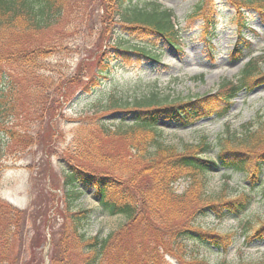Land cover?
<instances>
[{
    "label": "trees",
    "instance_id": "trees-1",
    "mask_svg": "<svg viewBox=\"0 0 264 264\" xmlns=\"http://www.w3.org/2000/svg\"><path fill=\"white\" fill-rule=\"evenodd\" d=\"M158 1L0 0V161L6 147L1 144L3 136L45 152L33 177L40 178V183L33 182L36 192L31 206L21 209L0 198V264H46L48 235L49 264H169V257L179 263L187 237L219 250H227L237 238L235 231L203 230L195 224L200 216L243 217L253 203H264V120L257 130L225 133L216 160L206 157L213 147L206 137L178 148L166 143L158 127L161 118L181 119L183 125L209 113L225 118L241 90L264 82L261 57H250L238 80L224 79L215 93L194 100L161 95L157 87L133 98L111 94L105 103L95 105L93 114L79 120L72 145L59 152L54 122L73 95L71 87L91 92L112 72L114 61L124 65L146 57L158 62L159 56L145 45L125 46V36L113 43L112 36L107 40L103 32L100 47L96 45L95 65L80 61L74 73L60 72L56 77L46 60L70 49L79 25L95 17L105 32L114 22L127 34L179 48V24ZM202 1L187 19L197 15ZM226 1L234 9L238 30L245 28L250 12L264 22V0ZM98 8L102 14H96ZM109 18L113 22L105 24L103 20ZM204 21L207 30L211 17L205 15ZM104 41L108 44L103 48ZM249 46L246 41L239 43L234 57H242ZM118 111L123 114L118 123L103 120L105 114ZM27 114L32 128L27 127ZM128 114H133L132 121H126ZM23 115L20 128L14 122ZM56 153L66 165L60 174L51 168ZM216 167L243 174L249 186L238 185L234 193L231 176L225 174L220 190H210ZM48 177L50 185L42 181ZM181 180L187 187L178 192L176 184ZM49 187H61L63 197ZM89 188L95 189L102 213L122 214L128 223L107 234H89L93 210L76 207ZM256 219L241 224L247 243L264 239V219L259 215ZM242 261L239 264H264V259ZM215 264L230 263L224 259Z\"/></svg>",
    "mask_w": 264,
    "mask_h": 264
},
{
    "label": "rangeland",
    "instance_id": "rangeland-1",
    "mask_svg": "<svg viewBox=\"0 0 264 264\" xmlns=\"http://www.w3.org/2000/svg\"><path fill=\"white\" fill-rule=\"evenodd\" d=\"M158 2L169 8L175 16L180 27L179 31H181V47L169 45L164 41L152 43L137 33L127 34L121 24H114L110 18L103 20L105 24L113 22V24H109L111 26L105 32L101 30V22L95 17V19L86 18L84 23L79 25L78 31L70 39V49L46 60L49 66L54 67L53 74L56 77L60 72L68 76L71 75L77 70L80 61L83 64L95 65L96 45H98L99 37L103 32L107 40H110V35L112 36L111 42L113 41V43L115 39L118 42V36H125V46L145 45L159 56L158 62L146 57L134 59L124 65L118 60L114 61L112 72L103 79L101 86L91 92L83 93L82 89L77 86L71 87L73 95L71 99L64 102L61 116L56 117L54 122L55 128L58 129L59 152L72 145L74 129L80 123L79 120L83 116L93 114L95 105L105 103L111 94L133 98V96H139L157 87L161 95L194 100L215 93L224 79L237 80L249 56L261 57V65L264 70V22L256 13H248L245 28L238 30V25L233 17L234 9L226 0H203L201 9L193 19H187L186 15L193 12L201 0H159ZM99 11L102 14L103 9L98 8L96 14ZM205 15L211 17L212 22V26L209 25L207 30L204 29ZM238 31L242 32L241 35ZM242 41H250L251 45L241 52L243 53L242 58H235V46ZM107 44L108 42L104 41L103 48ZM98 46L100 47V45ZM87 70L89 72L88 68ZM85 72L84 69L81 74H85ZM122 115L120 111L107 113L103 120L109 124L118 123ZM24 117L25 115L21 116L14 124H18ZM132 120L133 114H128L126 121ZM263 120L264 82L252 89H245L238 93L232 100L230 111L225 118L206 115L189 126H182L178 122L162 119L159 127L163 130L166 143L178 148L183 144L193 146L206 137L213 146L212 153L208 154L207 158L214 159L221 147L219 142L221 139L227 138L225 133L229 130L231 133L248 129L250 131L257 130ZM25 121L27 127L32 128V118L28 114ZM22 122L24 125L25 122ZM250 123L251 125H249ZM5 125L6 127L10 126L9 123ZM18 127L21 128V123L18 124ZM261 132L264 135V131ZM3 137L1 144L3 148L6 147L0 161L3 167L0 168V198L22 209L29 208L36 192L33 182L35 180L40 183V178L33 177L37 173L40 158L45 152L38 147L24 144L22 141L15 143L11 142L7 136ZM223 143L225 144V142ZM230 143L231 141H228L227 145ZM51 166L59 174L64 169L65 165L60 153L51 157ZM225 174L231 176V178L229 177L230 184L234 186V193L235 189L238 190V185H241V188L247 186L243 174L232 173L221 168L214 171L210 190H220L224 178H226ZM57 179L61 181L60 178ZM42 181L43 183L48 182L47 185H50L51 179L48 177L47 181L46 179H42ZM176 186L178 191H183L187 187V183L180 181ZM49 189L60 197L64 195L61 187L58 190L56 187H49ZM98 206L93 188L87 189L86 193L76 201V207H87L93 210V220L87 228L89 234L117 231L128 223L125 216H110L102 213ZM258 215L264 219V203L256 201L243 217H226L219 220L212 215L200 216L195 224L205 231L215 230L221 234L237 232L234 244L227 250H219L190 236L184 241L182 262L178 263L171 257L166 260L172 261L169 264H215L225 259L230 264H239V260H244L242 262L247 263L256 259H264V240L247 243L241 228L242 222L248 219L254 220ZM58 220L56 221L58 222Z\"/></svg>",
    "mask_w": 264,
    "mask_h": 264
}]
</instances>
